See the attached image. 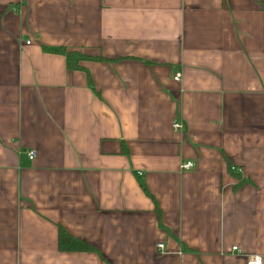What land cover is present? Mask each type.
Masks as SVG:
<instances>
[{"label": "crops", "instance_id": "1", "mask_svg": "<svg viewBox=\"0 0 264 264\" xmlns=\"http://www.w3.org/2000/svg\"><path fill=\"white\" fill-rule=\"evenodd\" d=\"M59 230L91 251H60ZM252 257L264 0H0V264Z\"/></svg>", "mask_w": 264, "mask_h": 264}, {"label": "trees", "instance_id": "2", "mask_svg": "<svg viewBox=\"0 0 264 264\" xmlns=\"http://www.w3.org/2000/svg\"><path fill=\"white\" fill-rule=\"evenodd\" d=\"M43 51L48 53H58L65 57L66 67L70 71L82 70L78 64L82 60H91L87 57H83L77 53H66L61 49H43ZM58 243L60 251L64 252H82V251H91V248L87 246L85 243L76 240L74 238L66 235L62 230H59L58 234Z\"/></svg>", "mask_w": 264, "mask_h": 264}, {"label": "built area", "instance_id": "3", "mask_svg": "<svg viewBox=\"0 0 264 264\" xmlns=\"http://www.w3.org/2000/svg\"><path fill=\"white\" fill-rule=\"evenodd\" d=\"M181 78V75L180 74H176L174 77H173V80L174 81H179ZM173 130L174 131H179L180 130V125L178 124H174L173 125ZM35 157V153L34 152H29L28 153V159L30 161H32ZM194 167V164L189 162V161H183L181 162L180 166H179V169L180 171L182 172H185V171H189L191 169H193ZM163 248V246L160 244V245H157V249L161 250ZM232 251H236V248H233ZM247 264H260V259L258 257H252Z\"/></svg>", "mask_w": 264, "mask_h": 264}]
</instances>
